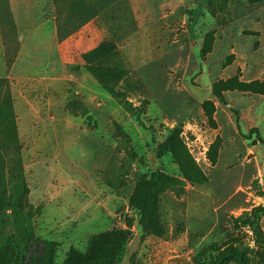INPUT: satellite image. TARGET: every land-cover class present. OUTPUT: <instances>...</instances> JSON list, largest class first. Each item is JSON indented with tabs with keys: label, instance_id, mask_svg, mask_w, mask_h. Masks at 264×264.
<instances>
[{
	"label": "rangeland",
	"instance_id": "obj_1",
	"mask_svg": "<svg viewBox=\"0 0 264 264\" xmlns=\"http://www.w3.org/2000/svg\"><path fill=\"white\" fill-rule=\"evenodd\" d=\"M257 208L264 0H0V264H264Z\"/></svg>",
	"mask_w": 264,
	"mask_h": 264
},
{
	"label": "trees",
	"instance_id": "obj_2",
	"mask_svg": "<svg viewBox=\"0 0 264 264\" xmlns=\"http://www.w3.org/2000/svg\"><path fill=\"white\" fill-rule=\"evenodd\" d=\"M262 216H264V208L255 209L252 213L250 228L258 240L264 242L263 231L260 228ZM127 237L128 235L124 232H116L98 237L94 253L89 256L86 264H115ZM27 250V252L30 251L29 248ZM230 261H235L238 264H250L247 255L237 250L224 254L215 264H227Z\"/></svg>",
	"mask_w": 264,
	"mask_h": 264
},
{
	"label": "crops",
	"instance_id": "obj_3",
	"mask_svg": "<svg viewBox=\"0 0 264 264\" xmlns=\"http://www.w3.org/2000/svg\"><path fill=\"white\" fill-rule=\"evenodd\" d=\"M24 61H27L26 59H24Z\"/></svg>",
	"mask_w": 264,
	"mask_h": 264
}]
</instances>
